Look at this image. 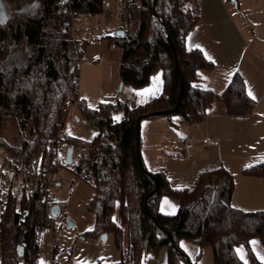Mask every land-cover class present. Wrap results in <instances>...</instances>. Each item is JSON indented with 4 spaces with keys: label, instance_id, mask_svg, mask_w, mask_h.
<instances>
[{
    "label": "trees",
    "instance_id": "trees-1",
    "mask_svg": "<svg viewBox=\"0 0 264 264\" xmlns=\"http://www.w3.org/2000/svg\"><path fill=\"white\" fill-rule=\"evenodd\" d=\"M3 1L10 13L0 22V127L13 119L22 135L30 137L24 136L21 147L12 148L19 159H9L18 169L33 175V156L36 166L45 167L50 147L75 105L88 119H98L99 130L89 147L79 151L75 164L55 159L51 171L54 176L60 166L74 165V174L93 186L89 207L96 224L92 234L113 233L118 246L127 234L121 264H141L150 250L164 247L169 250V264H192L179 245L181 239L210 246L214 264H248L239 257V246L247 249L254 264H264L251 247L256 238L264 243V210L245 211L232 205L235 180L226 168L204 171L193 188L176 189L165 171L150 172L137 153L138 117L172 110L178 102L181 80L168 38L176 49L184 91L177 111L165 116L178 114L188 123H198L216 100L225 102L232 116L253 111L255 101L239 73L221 94L197 85L198 72L213 67L201 50L186 44L200 20L199 0H118V29L125 34H116L114 41L123 48V87L147 86L162 69L164 89L160 97L137 107L118 102L97 110L80 99L78 73L85 52L73 35V16L102 14L108 0ZM117 112L122 114L120 120ZM2 144L6 145L0 140ZM243 173L264 177V163ZM2 193L0 183V202ZM164 196L179 202L177 214L161 212ZM49 224L40 182L11 191L6 208L0 210V264H42L39 229Z\"/></svg>",
    "mask_w": 264,
    "mask_h": 264
},
{
    "label": "crops",
    "instance_id": "crops-1",
    "mask_svg": "<svg viewBox=\"0 0 264 264\" xmlns=\"http://www.w3.org/2000/svg\"><path fill=\"white\" fill-rule=\"evenodd\" d=\"M199 4L200 20L188 34L186 44L189 49L201 50L213 67L198 72L197 85L221 94L239 73L255 101L253 111L232 116L226 103L216 100L198 123H188L180 115L146 118L143 160L150 172L165 171L176 189L190 188L202 172L224 167L235 180L232 205L245 211L264 210V177L243 173L246 168L264 163V0H199ZM7 8L0 0V18L9 15ZM163 89V71L159 69L147 86L133 91L134 107L160 97ZM206 135L218 139L219 145H202L200 139ZM188 139L196 142L191 158L184 150ZM172 158L184 164L179 174L171 170ZM171 202L174 207L169 210ZM178 204L176 199L164 196L160 210L174 215L179 211ZM240 247L237 252L245 262L249 254L244 246L245 252ZM251 247L264 263V243L256 238Z\"/></svg>",
    "mask_w": 264,
    "mask_h": 264
},
{
    "label": "rangeland",
    "instance_id": "rangeland-1",
    "mask_svg": "<svg viewBox=\"0 0 264 264\" xmlns=\"http://www.w3.org/2000/svg\"><path fill=\"white\" fill-rule=\"evenodd\" d=\"M108 3L109 6L102 14L80 17L74 24V38L80 42L85 52L78 73L80 99L85 101L87 107L92 110L108 104L125 103L127 98L134 96L133 91L137 89L125 86L123 91H120L123 48L114 41V36L120 30L118 27L121 24L120 4L118 0H108ZM6 6L9 7L8 4ZM7 11L10 13L8 8ZM3 18H0V22L5 20ZM95 27H99L100 32L97 38H91V31ZM80 110L75 105L71 106L65 119L62 128L65 139L59 143L58 153L54 156L62 164L66 163V155L70 148L74 149V164L77 162L79 151L84 149L75 143V139L80 140L86 149L97 133L94 125L84 115L82 109ZM174 115L178 116V114ZM116 117L121 119V112H117ZM146 123L147 120H144L141 124V143ZM24 133H26L25 129ZM24 136L26 139L30 138L28 134L22 135L21 128L17 126L15 120L10 119L0 127V140L6 143L0 146V150L10 159H19V155L12 148L21 147ZM141 152L143 158L142 144ZM170 163L174 174H179V170L184 167V164L175 158H172ZM73 166L71 165V168L65 165L60 166L53 176V184L49 186V194L54 204L61 207L60 215L54 217L53 222L61 223L63 228L56 236L51 226L42 228L40 262L49 264L54 252L55 258L62 260L61 264H121L128 245L127 234L124 233L121 246L117 245L113 233L107 234L106 241L102 239V236L92 234L96 215L89 204L94 196V188L74 174L71 170ZM193 184L189 187L194 186ZM171 203L169 210L174 207V202ZM68 219L75 223L74 227L67 226ZM179 245L192 264H214L210 246L202 247L199 243L187 239H181ZM244 249L243 246L239 248L245 252ZM245 255L247 256L246 253ZM255 258L258 260L256 255ZM245 262L254 264L248 256ZM141 264H169L168 247L159 251L150 250Z\"/></svg>",
    "mask_w": 264,
    "mask_h": 264
},
{
    "label": "built area",
    "instance_id": "built-area-1",
    "mask_svg": "<svg viewBox=\"0 0 264 264\" xmlns=\"http://www.w3.org/2000/svg\"><path fill=\"white\" fill-rule=\"evenodd\" d=\"M79 18H80L79 16L74 15L73 23L75 24L76 22H78ZM98 32H100L99 27L93 28L90 34L91 38H97ZM113 47L115 46L113 45ZM126 103L129 107H134V99L132 97H130L126 101ZM79 111H81L80 108ZM88 120L94 125L96 131H98L99 130L98 119L93 118ZM62 136H63V131L61 130L59 133V137L55 140L53 146L50 147L49 156L45 167H40L38 165L37 166L35 165V162L37 161V158L35 156H33L30 159V166L34 168L32 172L33 175H31L28 170L18 169L16 164L12 162L0 150V183L3 187V193L0 202V210H4L6 208L11 191L20 190L23 187V185L26 183L40 182L43 189V200L47 207V215L50 223L49 226L52 227L54 236L60 233L61 229L63 228V225L61 223L53 222L54 217H52L51 208L55 204L53 198L49 194V186L53 184V174L51 171V167L52 164L55 162L54 156L58 153V145L62 141L61 140ZM75 143L81 145V147L85 149V147L82 145V143L79 140H76ZM200 143L204 146H218L220 142L218 139L206 135L202 139H200ZM195 146H196V142L194 139H188L184 142V150L189 158L193 157V150L195 149ZM41 231L42 228L39 229V235ZM54 254L55 253L53 252L49 264H61L62 260L56 259Z\"/></svg>",
    "mask_w": 264,
    "mask_h": 264
},
{
    "label": "water",
    "instance_id": "water-1",
    "mask_svg": "<svg viewBox=\"0 0 264 264\" xmlns=\"http://www.w3.org/2000/svg\"><path fill=\"white\" fill-rule=\"evenodd\" d=\"M233 2H236V0H232ZM157 2V0H156ZM118 36H123L125 34L124 30H118L117 33H116ZM169 39V42L171 44V46L173 47L174 49V53H175V64H176V69L180 75V80H181V87H180V92H179V98H178V102H177V105L174 109L172 110H169V111H155V112H152L150 114H147V115H143V116H139L138 119H137V124H136V133H137V153H138V157L140 158V160H143L142 158V152H141V124H142V121L146 118H153V117H158V116H165V115H169V114H172V113H175L178 109V106L180 104V101L182 99V95H183V91H184V79H183V76H182V72H181V69H180V65H179V62H178V56H177V53H176V49L174 48L170 38ZM123 83H121V87H120V91L123 90ZM73 154H74V149L73 148H70L67 152V155H66V163L68 165L72 164L73 163ZM157 191V187L155 188V190L153 191L156 192ZM215 194H213V198H212V202L214 201L215 199ZM61 213V207L60 205L58 204H55L52 208H51V214H52V217H58ZM67 226L69 228H72L75 226V223L71 220V219H68V223H67ZM107 234H103L102 235V239L104 241H106L107 239ZM169 237L170 239H172V236L169 234ZM173 243V241H171ZM178 251V249H177ZM179 252V251H178ZM189 260V258H187Z\"/></svg>",
    "mask_w": 264,
    "mask_h": 264
},
{
    "label": "snow or ice",
    "instance_id": "snow-or-ice-1",
    "mask_svg": "<svg viewBox=\"0 0 264 264\" xmlns=\"http://www.w3.org/2000/svg\"><path fill=\"white\" fill-rule=\"evenodd\" d=\"M249 95H251V93H249ZM253 243H255V242H253ZM242 251V250H241ZM262 259H264V258H262Z\"/></svg>",
    "mask_w": 264,
    "mask_h": 264
}]
</instances>
